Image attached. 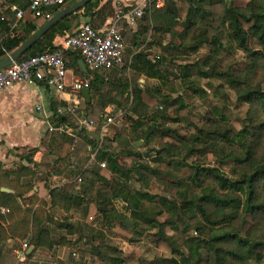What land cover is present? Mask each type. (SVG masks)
I'll use <instances>...</instances> for the list:
<instances>
[{"label":"trees","instance_id":"obj_1","mask_svg":"<svg viewBox=\"0 0 264 264\" xmlns=\"http://www.w3.org/2000/svg\"><path fill=\"white\" fill-rule=\"evenodd\" d=\"M185 1L190 10L184 21L180 20L179 8L173 3L161 8H146L135 25L136 29L130 28L134 25L123 22L125 43L127 31L132 38L122 66L100 70L88 68V72H84L79 66L80 52L74 49L64 51L69 61L67 68L73 69L79 78L90 79L91 101L84 98L79 108L94 120V131L100 134L99 127L108 106H123L117 95H126L130 104L125 109L126 119L130 122L131 132L123 140L121 131H109L105 142L123 144L119 151H111L88 135L90 128H78L75 116L57 115V107L52 105L54 115L51 123L56 126L70 124L74 135L51 132L56 137L54 146H47L48 151L38 162L31 156L34 167L21 164L15 170L0 171V204L10 209L8 214L0 215V264L9 254L17 256L15 250L22 247L25 240L29 244L28 250L34 246L26 258H32L40 250L72 246L73 242L68 237H55L54 226L69 235L79 233L80 238H84L81 227L69 222L73 211L82 212L87 225L97 222L113 237L129 242L140 240L135 235L146 230L139 219L145 220L149 227L156 229V247L171 255L160 258L158 262L263 263L264 0ZM28 2L22 7L26 8ZM75 2H69L65 7ZM220 5L223 11L218 23H214V9ZM60 9H45V14L32 19L21 33L4 38L0 60L27 41L48 20L47 12L56 14ZM115 13L112 0L103 5L100 0H91L54 25L19 60L56 50L55 35L74 32L83 23L103 30L108 17ZM159 34H169L171 41L165 43L158 39ZM252 40L259 44L258 50L251 46ZM155 45L160 46L162 52L150 57L148 50ZM204 46L211 52L201 62L195 63L198 68L195 74L201 78L219 79L236 91L239 104L249 105L245 126L240 131L229 125L222 114L210 117L217 129L199 127L196 134H181L167 124L168 121L180 122L179 117L171 118L167 113L173 98L164 94L163 87L170 81L169 76L179 79L181 87L193 95H208L197 84L199 80L192 78L195 74L189 65L181 66L179 74L170 67L186 55L198 54ZM237 48L247 55L246 68L242 71L221 68L220 54ZM128 65L134 70L137 82L140 75L145 74L157 79L158 84L149 87L139 83L131 89L130 81L125 77ZM182 96L174 98L178 104L176 113L187 108ZM93 104L97 105L100 114H91L89 108ZM137 142H142L146 150L138 152L126 147L128 143ZM220 144L225 146V151L213 149ZM19 150L25 151L24 148ZM147 152H150L149 158ZM93 153L97 165L87 168V160ZM193 155H208L219 164L188 163ZM48 157L54 159L53 164L47 160ZM120 157L130 165L124 167ZM101 162H106L107 166L102 167ZM227 162H233L229 172L222 169ZM37 171H42L43 177L36 184ZM63 175L78 176L64 184L51 185L53 176ZM4 187L13 189L15 193L2 191ZM172 187L178 194L174 199L168 196ZM118 199L128 205L135 218L113 207ZM155 201L160 205L159 213L167 214L164 220L149 215L146 203ZM61 211L68 217L58 222L56 216ZM168 228L178 233L182 242L175 234L169 233ZM9 242L11 247L7 248ZM97 249L98 254L90 264H99L101 258H106L99 247ZM134 255L141 256L138 248ZM112 260L119 261L116 258Z\"/></svg>","mask_w":264,"mask_h":264},{"label":"rangeland","instance_id":"obj_2","mask_svg":"<svg viewBox=\"0 0 264 264\" xmlns=\"http://www.w3.org/2000/svg\"><path fill=\"white\" fill-rule=\"evenodd\" d=\"M177 4L179 8V17L180 20H186L188 12H189V4L185 0H167L166 5ZM223 6L215 8V16H212L214 23H218L220 13H222ZM88 22L87 20H85ZM136 25V24H135ZM130 26V28H137ZM127 50L131 47V38L132 35L128 31L125 34ZM158 39H162L165 43L171 41L169 34H159ZM251 46L258 50L260 48L259 44L255 40L251 41ZM162 50L160 46H153L151 49L148 50L150 56H158L161 54ZM210 48L204 46L199 50L198 54H191L186 55V57L181 58L180 60L176 61L172 64L171 70L179 74L181 72V66L189 65L192 72L198 70L196 68L195 63L201 62L205 56L210 54ZM220 67L221 68H230L232 71H242L247 66V55L240 49L232 52H223L220 54ZM207 70L206 68H204ZM76 78V75L73 70H70L66 76V81L70 82L72 78ZM125 77L130 81L131 89L135 88L137 84H139L138 78H135L134 70L128 65ZM192 78H197L198 85L204 88L208 95L205 97H199L197 95H193L190 91L183 89L181 87L182 83L179 79H176L175 76H169V82L167 85L163 87V91L165 95L171 96L172 101L168 104L167 113L171 118H180V122H173L168 121L167 124L170 125L172 128H176L181 134H196L198 133L199 127H204L205 129L212 128V130L217 129L218 126L214 125L213 120L210 117H218L225 116L226 122L234 127L237 131H240L245 126V118L249 111L248 104H239L237 101V93L235 90L228 88L225 86L222 81L217 78H201L199 75L195 74ZM172 80V81H171ZM158 84L157 79H150L148 83L143 84L144 86H156ZM180 94H183L182 98L183 101L186 103L187 108L179 113H176V108L178 106L177 103L174 102V98H178ZM225 95L227 98L223 97ZM117 98L123 102V106L118 107L119 109L112 113L115 117L113 123L109 126L108 131L103 132L102 126L103 121L100 124V135H106L116 132H122V138H126L128 134H130V122L127 121L126 117V110L129 107V101L127 96L117 95ZM226 100V102H225ZM27 105L29 102L32 104L35 102L34 100H26ZM31 104V105H32ZM219 109V112L216 110ZM91 114L98 113L99 109L96 104H93L89 108ZM210 115V116H209ZM94 129H90L94 131ZM127 131V132H126ZM107 139V138H106ZM56 141V137L48 130V134L46 136V141L42 145V148H47V146H54ZM100 144H103L104 148H107L111 151H119L123 144L118 142H105L102 140ZM128 149H132L134 151H144L146 150L145 147L142 146V142L137 143H128L126 145ZM215 151L220 150L221 152L225 151L226 148L223 144L217 145L216 148H213ZM48 148L44 150L47 152ZM226 153V152H225ZM32 154H35L33 152ZM147 158L150 157V152H147ZM93 153L91 159L87 160V168H92L97 165L95 160L93 159ZM90 156V155H89ZM47 160L53 164V158L48 157ZM200 161L207 165H216L219 164L214 160H211L208 155L203 157L193 155L188 159V163ZM120 162L124 167H128L130 164L123 160L120 157ZM233 162L224 163L222 169L226 172H229L230 168L232 167ZM42 175H38L40 178L43 177L42 171H40ZM78 176V175H77ZM75 175H63L58 176V181L56 183L62 182H69L71 180H75L77 178ZM38 183V180L36 184ZM139 186V185H138ZM170 198L174 199L178 197L177 191L175 187H172L169 190ZM113 207L118 210L120 213L125 214L127 216L136 217L132 211L129 210L128 205L122 201L121 199L115 200L113 203ZM146 208L149 212L150 217H156L159 220H164L166 218V213H159L160 212V205L157 201L153 203H146ZM65 217H68V214L64 212H59L56 216L58 222L64 221ZM70 219L69 222L76 224L77 226L81 227V231L85 234L84 238H80L79 233L77 235H69L66 233L65 230H60L57 227H53L54 234L56 238L60 236H66L69 240L73 242L72 246H64L60 245L53 250L50 251H37L32 258H25L22 261H19L17 256H13L9 254L7 259L4 261L3 264H90L94 257L98 254V247L100 252L105 255V259L101 258L99 264H167L164 261L158 262L160 258H167L171 256L168 252L160 250L156 247L154 243L155 239V232L156 229H153L148 226V223L145 220L139 219L145 227L146 230L139 231L140 233L136 234L135 237L140 239L137 242H129L119 238L113 237V235L104 228L103 225H100L97 222L87 225L88 223L85 221V218L80 211H73L69 215ZM95 231L93 232V230ZM101 231L102 233H98ZM167 231L171 234H175L178 238V241L182 242L181 236L171 230L170 228ZM79 239H81L79 241ZM11 247V243L7 244V248ZM136 248L140 251L141 256L134 255ZM112 258H116L119 261L113 262ZM264 264V261L263 263Z\"/></svg>","mask_w":264,"mask_h":264},{"label":"built area","instance_id":"obj_3","mask_svg":"<svg viewBox=\"0 0 264 264\" xmlns=\"http://www.w3.org/2000/svg\"><path fill=\"white\" fill-rule=\"evenodd\" d=\"M70 0H30L26 8L13 6L17 18L22 19L27 13L33 18L45 14V9L52 7H64ZM167 0H132L127 9H118L113 17H110L103 30L95 29L89 23H83L76 31L68 32L59 36L55 44L58 48L54 51L39 53L24 60L14 61L11 65L0 69V92L19 83L46 82L58 91L64 92L67 89L72 100L65 106L56 109L57 115H73L77 118L78 128L87 127L94 129V120L85 111L80 110L79 105L83 96V89L89 87L90 79L76 78L72 84L67 85V64L64 51L74 49L80 52L87 68L92 70L110 69L115 66H122L125 63L127 45L123 36V22L135 25L143 17L145 9L153 7L161 8L166 5ZM49 19L50 12L46 13ZM2 46V41H0ZM143 82V81H142ZM42 110L41 106H37ZM114 105L105 109L102 130L108 131L114 121L112 113L115 112ZM48 130L57 134L74 135V128L70 125L56 126L49 124ZM95 159V155L93 156ZM106 167V162H101ZM81 181V178L78 179ZM10 209L0 204V215H6ZM29 244L25 240L22 247L16 250L17 258L22 261L26 258Z\"/></svg>","mask_w":264,"mask_h":264},{"label":"crops","instance_id":"obj_4","mask_svg":"<svg viewBox=\"0 0 264 264\" xmlns=\"http://www.w3.org/2000/svg\"><path fill=\"white\" fill-rule=\"evenodd\" d=\"M26 1L30 0H0V41H3L8 35L13 36L16 32L21 33L26 24L34 19L30 13H27L24 18L18 19L16 12L12 9L13 6L25 8L22 7V4ZM74 1L77 2L78 0H70L69 2ZM131 1L112 0V3L117 11L122 8L127 9ZM106 2H109V0H100L101 5ZM64 7H61V9ZM107 20H109V17ZM57 41H59V35H55V43ZM70 70L73 69H68L67 74ZM76 78L79 77L76 76ZM76 78H72L70 82L66 81L67 85L72 84ZM150 79L142 74L139 83L144 86L143 84L148 83ZM68 90L61 92L45 82H36L32 84L19 83L0 92V171L15 170L21 164L34 167L31 156H33L35 162L42 159L46 149L42 148V145L48 134L51 118L54 115L51 110L52 105H55V107L65 106L68 101L72 100ZM28 99L35 102L33 104L29 102L27 105L26 100L28 101ZM79 101L82 103L81 98ZM37 106H41L42 110H38ZM115 107V111H117L119 108ZM20 148H24L25 151L19 150ZM33 152L35 154H32ZM39 174L42 175L40 171H37L35 182L40 180ZM57 179L58 176L52 177V186L65 183H56Z\"/></svg>","mask_w":264,"mask_h":264},{"label":"water","instance_id":"obj_5","mask_svg":"<svg viewBox=\"0 0 264 264\" xmlns=\"http://www.w3.org/2000/svg\"><path fill=\"white\" fill-rule=\"evenodd\" d=\"M91 0H78L77 2L71 4L70 6L64 7L60 9L56 14H54L51 18H49L32 36L25 41L22 45H20L16 50L10 53L4 60L0 62V69L5 68L11 65L14 61L19 60L30 48H32L43 36L46 35L50 29L56 25L60 20H62L67 15L81 9ZM79 66L84 72H88V68L83 59L79 60ZM83 96L88 100L91 101V89L90 87H86L82 91ZM88 135L94 138L98 144L101 143L102 140H105L107 136H102L95 131L90 130ZM2 191L14 193L11 189L3 188ZM34 249L32 246L27 254H31Z\"/></svg>","mask_w":264,"mask_h":264}]
</instances>
